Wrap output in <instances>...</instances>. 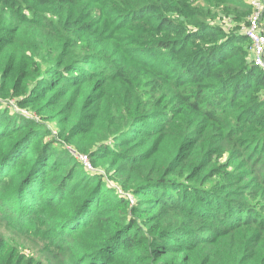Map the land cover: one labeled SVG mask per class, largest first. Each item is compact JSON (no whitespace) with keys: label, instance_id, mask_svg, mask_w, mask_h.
I'll return each instance as SVG.
<instances>
[{"label":"trees","instance_id":"trees-1","mask_svg":"<svg viewBox=\"0 0 264 264\" xmlns=\"http://www.w3.org/2000/svg\"><path fill=\"white\" fill-rule=\"evenodd\" d=\"M213 10L251 6L0 0V221L39 247L0 264H264V72Z\"/></svg>","mask_w":264,"mask_h":264},{"label":"rangeland","instance_id":"rangeland-1","mask_svg":"<svg viewBox=\"0 0 264 264\" xmlns=\"http://www.w3.org/2000/svg\"><path fill=\"white\" fill-rule=\"evenodd\" d=\"M121 1H123V0H121ZM124 1H129V0H124ZM88 7H89V11H94L93 8H91L90 6H88ZM212 12L216 13V14L219 13V12H216V10H213ZM219 14H218L219 16L218 15L209 16L208 22L212 25H220V26H222V28H224L227 32H230V33H234V32L242 33L243 29H238L236 22H234V21L232 22L230 20V18L225 16L224 13H222V14L219 13ZM115 18L116 17H113L110 20V23H115L116 22ZM106 29H110V28L106 27ZM8 104L14 110H17L18 112H22V114H24L27 118L32 119L41 125L43 124L49 130V132H51V134L49 136H51L57 140L59 139L57 134H56L57 133V125L56 124L51 123V122H44L42 119H40V117L38 115L34 116V114H33L34 112L32 113L31 111H28V110H20L16 106L15 103H13V104L8 103ZM65 147H67L71 151L75 152L74 147L71 144H66ZM225 156L221 157L219 160L221 162L225 161V158H226ZM81 161H82V159H81ZM82 163L90 171H97V172L101 173L104 180L106 182H108V184L110 186H112V187L117 186V184L113 183L110 180V177H109L110 174L107 173V171L102 166L94 168L88 159H87L86 163L84 161H82ZM125 195H128V194L126 193ZM128 197L131 198L132 195L130 194V195H128ZM262 203H264V199H263ZM0 213H2V212L0 211ZM31 235H33V234H31ZM0 236L4 237L8 242H17L19 244V246L21 247V249H24L25 251H27L29 253V255H38L39 254V247L35 244V242H32L30 239L26 238L25 236L20 235L17 230H15L14 228H12L9 225H6L4 223V221L3 222L0 221ZM33 237H35L36 242L42 243V240L39 236H33Z\"/></svg>","mask_w":264,"mask_h":264},{"label":"built area","instance_id":"built-area-1","mask_svg":"<svg viewBox=\"0 0 264 264\" xmlns=\"http://www.w3.org/2000/svg\"><path fill=\"white\" fill-rule=\"evenodd\" d=\"M251 13L247 17V23L242 28L249 41L248 59L260 71L264 72V2L263 0H248ZM85 163L87 157L81 155Z\"/></svg>","mask_w":264,"mask_h":264}]
</instances>
